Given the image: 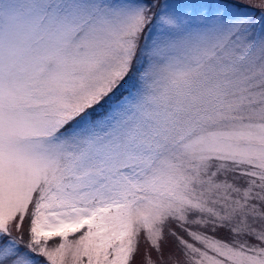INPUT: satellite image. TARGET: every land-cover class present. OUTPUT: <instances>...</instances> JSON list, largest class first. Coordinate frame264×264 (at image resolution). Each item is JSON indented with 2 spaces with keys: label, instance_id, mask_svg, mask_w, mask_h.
<instances>
[{
  "label": "snow or ice",
  "instance_id": "6c2138e0",
  "mask_svg": "<svg viewBox=\"0 0 264 264\" xmlns=\"http://www.w3.org/2000/svg\"><path fill=\"white\" fill-rule=\"evenodd\" d=\"M0 264H264V0H0Z\"/></svg>",
  "mask_w": 264,
  "mask_h": 264
},
{
  "label": "rangeland",
  "instance_id": "374dc122",
  "mask_svg": "<svg viewBox=\"0 0 264 264\" xmlns=\"http://www.w3.org/2000/svg\"><path fill=\"white\" fill-rule=\"evenodd\" d=\"M165 2V0H161V3ZM167 2H174V0H167ZM223 235V233H221Z\"/></svg>",
  "mask_w": 264,
  "mask_h": 264
}]
</instances>
